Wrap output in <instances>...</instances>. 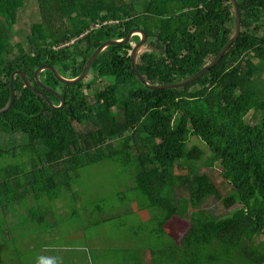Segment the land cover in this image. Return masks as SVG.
<instances>
[{"label":"trees","instance_id":"1","mask_svg":"<svg viewBox=\"0 0 264 264\" xmlns=\"http://www.w3.org/2000/svg\"><path fill=\"white\" fill-rule=\"evenodd\" d=\"M237 1L241 36L186 88L148 90L136 80L129 55L138 36L134 45L105 50L89 82L64 86L42 73V84L64 98L59 110L16 77L14 105L0 115V162L23 161L31 171L1 168L0 199L15 185L66 188L72 171L110 162L128 169L137 198L161 208L163 221L189 216L182 247L194 264H264V97L254 91L264 69V0ZM24 3L0 0V109L10 100L13 74H25L38 90L35 73L44 66L78 78L101 44L134 28L145 32L147 44L166 47L138 53L145 82L186 81L214 61L235 23L229 0H37L40 21L26 43L14 44ZM97 79L108 86L89 96ZM192 138L205 143L209 164L184 166L204 157L199 146L188 147ZM217 176L229 182V193L219 190ZM212 200L225 210L219 218L209 212Z\"/></svg>","mask_w":264,"mask_h":264},{"label":"crops","instance_id":"2","mask_svg":"<svg viewBox=\"0 0 264 264\" xmlns=\"http://www.w3.org/2000/svg\"><path fill=\"white\" fill-rule=\"evenodd\" d=\"M130 180L133 195L105 209L83 186L15 185L0 199V264H194L182 247L189 217L163 221L162 209L146 208Z\"/></svg>","mask_w":264,"mask_h":264},{"label":"rangeland","instance_id":"3","mask_svg":"<svg viewBox=\"0 0 264 264\" xmlns=\"http://www.w3.org/2000/svg\"><path fill=\"white\" fill-rule=\"evenodd\" d=\"M39 21L40 13L37 0H25L24 6L19 10L17 22L14 27L15 37L13 39V43H26L27 36L31 32L32 25ZM131 45H134L132 39ZM142 50H145V47ZM92 79L93 75L89 74L86 78V82H89ZM109 83H112V80H110ZM107 86L108 81L97 79L96 85L91 91H89V96H92L96 91L104 89ZM254 91L260 96L264 97V69L255 78ZM250 116L251 114L249 115L248 120H250ZM194 145L199 146L204 151V157H202L200 161L189 160L188 162L184 163V166L191 167L197 165L200 168L203 165L209 164L211 153L207 149L205 143L197 138H192L189 141L188 147H192ZM11 163L6 161L0 162V169L9 167L8 170L10 172H15L14 169L20 170L21 168H24L22 170L27 172L31 171V168L28 166V164H24L23 161L13 162V164ZM17 166H19L20 169L17 168ZM127 171V168H123L118 164L103 162L94 166L80 168L78 170L72 171L71 176L73 177V180L71 182V185L75 186L74 188L83 186L88 190L92 189L91 191H88V193L96 195L98 199L96 203L102 209H105L109 208L110 205L118 204L122 200L133 195V193L127 190V187L129 185V175L126 174ZM215 182L222 194L225 195L230 192L231 186L229 185V182L227 180L223 179L221 176H217ZM68 192H66V194ZM64 201L65 205L68 207V211L74 210V201L72 199H64ZM212 202H214L211 204L213 208H211L209 212H211L215 217H221V215L225 213L222 204L214 200H212Z\"/></svg>","mask_w":264,"mask_h":264},{"label":"water","instance_id":"4","mask_svg":"<svg viewBox=\"0 0 264 264\" xmlns=\"http://www.w3.org/2000/svg\"><path fill=\"white\" fill-rule=\"evenodd\" d=\"M232 8H233V12H234V18H235V23H234V29H233V33L232 36L230 38V40L228 41V43L223 47V49L219 52V54L217 55V57L214 59V61L212 63H210L208 66H206L202 71H200L198 74H196L194 77L187 79L186 81L180 82V83H176V84H170V85H164V86H151L149 84H147L145 82V80L139 75L137 69H136V58L137 55L140 51H142V49L145 48H149L151 50H153L154 52L157 53H165L166 52V47L163 50H159L156 49L155 47L151 46L150 44H147L148 41V37L145 34V32L142 29H138V28H134L131 29L128 34L126 35L125 38L122 39H111L108 40L106 42H104L103 44H101L96 50L95 52L91 55L90 59L88 60V62L86 63L84 70L82 72V74L75 79H65L63 77H61L58 72L53 68V67H49V66H44L41 67L37 70V72L35 73V78H36V82L40 87V90H38L37 88H35L27 79V76L23 73L17 72L15 74L12 75L11 77V95H10V100L8 102V104L0 109V115L8 112L12 106L14 105L15 102V87H14V83H15V79L16 77H19L24 84L27 86L28 89H30L31 91H33L36 95L44 98L49 105L51 106V108L55 109V110H59L63 107L64 105V98L56 91H54L52 88L43 85L40 78H41V74L45 73V72H49L51 74H53L54 79L56 80V82H58L61 85L64 86H74V85H78L80 83H82L90 74L91 68L93 66V64L95 63V61L100 57V55L107 50L109 47L111 46H121V45H126L128 43L131 42V39L133 36H138L139 40L138 42L132 47V50L130 52V65H131V70L132 73L134 75V77L136 78V80L145 88L148 90H178V89H183L186 88L187 86L192 85L193 83L197 82L201 77H203L206 73H208L209 71L213 70L223 59L225 53L229 50V48L238 40V38L241 36V11H240V7L238 4L237 0H229ZM45 92H49L50 94L54 95L55 98H57L59 100V105H54L53 102L50 100V98L48 96H46L44 94Z\"/></svg>","mask_w":264,"mask_h":264},{"label":"clouds","instance_id":"5","mask_svg":"<svg viewBox=\"0 0 264 264\" xmlns=\"http://www.w3.org/2000/svg\"><path fill=\"white\" fill-rule=\"evenodd\" d=\"M42 264H52V261H43Z\"/></svg>","mask_w":264,"mask_h":264},{"label":"flooded vegetation","instance_id":"6","mask_svg":"<svg viewBox=\"0 0 264 264\" xmlns=\"http://www.w3.org/2000/svg\"><path fill=\"white\" fill-rule=\"evenodd\" d=\"M110 25V22H105L104 25ZM99 25H96L95 28H97Z\"/></svg>","mask_w":264,"mask_h":264}]
</instances>
